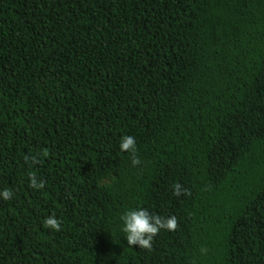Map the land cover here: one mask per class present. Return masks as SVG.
<instances>
[{"label": "trees", "instance_id": "obj_1", "mask_svg": "<svg viewBox=\"0 0 264 264\" xmlns=\"http://www.w3.org/2000/svg\"><path fill=\"white\" fill-rule=\"evenodd\" d=\"M0 188V264H264V0H0Z\"/></svg>", "mask_w": 264, "mask_h": 264}, {"label": "clouds", "instance_id": "obj_2", "mask_svg": "<svg viewBox=\"0 0 264 264\" xmlns=\"http://www.w3.org/2000/svg\"><path fill=\"white\" fill-rule=\"evenodd\" d=\"M119 150L122 153H131L130 163L136 166L140 163L136 157V141L131 135H124L118 143ZM30 187L40 189L43 183L35 177H30ZM179 185L173 188V194L179 195ZM12 198V193L7 188H0V200L8 201ZM121 232L129 246L150 250L154 236L161 230L173 231L177 227V221L174 216L161 218L158 215L150 213L145 208H133L125 210L121 216ZM43 227L52 231H60L61 224L58 219L50 215L43 220Z\"/></svg>", "mask_w": 264, "mask_h": 264}]
</instances>
